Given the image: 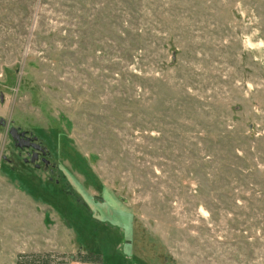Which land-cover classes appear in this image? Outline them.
<instances>
[{
    "label": "rangeland",
    "instance_id": "rangeland-1",
    "mask_svg": "<svg viewBox=\"0 0 264 264\" xmlns=\"http://www.w3.org/2000/svg\"><path fill=\"white\" fill-rule=\"evenodd\" d=\"M46 260L264 264V0H0V264Z\"/></svg>",
    "mask_w": 264,
    "mask_h": 264
},
{
    "label": "flooded vegetation",
    "instance_id": "flooded-vegetation-1",
    "mask_svg": "<svg viewBox=\"0 0 264 264\" xmlns=\"http://www.w3.org/2000/svg\"><path fill=\"white\" fill-rule=\"evenodd\" d=\"M10 127H11V125L8 127L7 132H8V135L10 136V138L12 140L13 145L15 146L14 140H13L12 136L9 133ZM15 128H16V131H13V132H14V135H15L16 142L18 144H24V147H22V148H20L18 146H15V147H17L18 149H21V150L26 149L27 150V155L29 156V161L33 157V159H34L33 162H35V165L37 167L39 166L37 164V161H41L45 166H47L49 163L47 165L45 164V160H48L46 158V155H47L46 148L44 146H42L39 142H37V138H34L35 136L30 135L25 130H20L17 127H15ZM34 143H39L44 148V152L33 148V144ZM25 145H27V146H25Z\"/></svg>",
    "mask_w": 264,
    "mask_h": 264
},
{
    "label": "water",
    "instance_id": "water-1",
    "mask_svg": "<svg viewBox=\"0 0 264 264\" xmlns=\"http://www.w3.org/2000/svg\"><path fill=\"white\" fill-rule=\"evenodd\" d=\"M13 131H16V128L13 127V126H11L10 129H9V133H10V135L12 136V138H13V140H14V144H15V146H18V147H20V148L24 147V144H18V143L16 142V140H15V135H14V132H13ZM34 138H36V137H34ZM25 146H27V145H25ZM33 148L38 149V150L44 152V148H43L39 143H34V144H33ZM30 161H31V162L34 161L33 157L31 158ZM48 163H49V160H45V164L47 165Z\"/></svg>",
    "mask_w": 264,
    "mask_h": 264
},
{
    "label": "trees",
    "instance_id": "trees-1",
    "mask_svg": "<svg viewBox=\"0 0 264 264\" xmlns=\"http://www.w3.org/2000/svg\"><path fill=\"white\" fill-rule=\"evenodd\" d=\"M21 255V254H20ZM19 255V256H20ZM96 258H99V257H96ZM87 261H90V262H96L94 259H87ZM17 264H35V263H33L32 261L31 262H26V263H23V262H21V261H17ZM37 264H50L47 260L46 261H41V262H39V263H37Z\"/></svg>",
    "mask_w": 264,
    "mask_h": 264
}]
</instances>
